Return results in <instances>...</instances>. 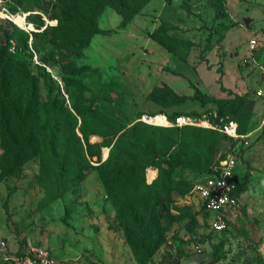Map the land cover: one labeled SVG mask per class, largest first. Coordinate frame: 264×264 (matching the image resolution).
Masks as SVG:
<instances>
[{
  "label": "rangeland",
  "instance_id": "obj_1",
  "mask_svg": "<svg viewBox=\"0 0 264 264\" xmlns=\"http://www.w3.org/2000/svg\"><path fill=\"white\" fill-rule=\"evenodd\" d=\"M15 2L17 6L0 10V46L8 50L12 62L7 63L15 66L21 78L9 82L15 100L28 72L43 108L51 109L52 99L58 96L57 89H50V84L56 86L52 77L61 84L70 71L86 68L82 78L89 88L77 100L97 105L100 97L111 95L108 104L127 110L129 117H121L132 125L141 120L140 113L160 111L147 98L153 89L169 83L176 91L171 83L178 81L182 87L176 92L191 99L170 107L169 113L215 107L213 99L240 95L245 100L234 98L228 116L237 117L238 131L252 134L247 146L217 136L216 148L206 151L209 161L202 165L196 160L198 153L184 140L198 133L196 130L157 125L169 127V131L148 140L150 151H183L188 166L181 163L175 169L176 182L183 183L179 190H166L158 199H151L150 189L142 186L141 192L149 194L147 208L157 203L155 210L163 215L160 221L146 222L149 245L161 241L151 253L134 223L122 219L123 212L143 215L135 205V195L124 190L109 193L106 181L109 183L110 173L104 179L98 169L110 155L117 139L112 136L121 121L114 118L112 126L106 123L96 132L89 130L87 141L83 119L68 100L62 109L68 126L60 135L59 158L54 161L38 154L44 149L38 138L31 139L28 128L11 117L8 127L15 138L0 126V241L7 242L8 252L28 253L45 247L55 264H264V96L257 94L264 83V0H126V6L120 8L104 0H82L81 8L71 12L75 17L71 21L66 16V0ZM43 31L44 36H33ZM156 31L176 49L189 53V62L173 54L172 63L166 66L150 62L149 41ZM70 33L76 41L91 34L90 42H81L75 51L54 47L60 38L68 40ZM26 34L30 47L33 39L42 46L40 52L31 55L21 45L18 50ZM251 39L257 41L256 47ZM44 67L50 76L45 75ZM140 71L143 79L152 78L153 87L137 80ZM197 87L199 100L192 99ZM4 102L1 98L0 110L5 109ZM68 107L73 119L66 112ZM96 142L102 144L91 151L89 143ZM232 154L238 159L237 175L244 183L241 201L227 214L226 230L216 231L213 214L194 187L206 169L219 167ZM60 161L67 164L64 180L59 179ZM75 168L81 170L75 172ZM145 173L146 183H153L156 178H148L147 170ZM4 257L0 252V264H10Z\"/></svg>",
  "mask_w": 264,
  "mask_h": 264
},
{
  "label": "trees",
  "instance_id": "obj_2",
  "mask_svg": "<svg viewBox=\"0 0 264 264\" xmlns=\"http://www.w3.org/2000/svg\"><path fill=\"white\" fill-rule=\"evenodd\" d=\"M111 2L120 7L126 6V0H104V2ZM82 0H66L68 11H67V19L69 21L73 20L75 17L71 14L72 11H76L79 7L81 8L80 4ZM12 7L17 6L15 0H10L6 3ZM15 8V7H13ZM59 29V26L57 28ZM32 33H30L31 35ZM35 35V36H34ZM91 35V34H90ZM89 35V37H90ZM34 37H42L44 36L43 32H35L33 34ZM89 37H84L83 39L76 41V39L72 40V33L69 34V39L64 40L63 38L59 39V43L56 44L58 49L60 48L61 51L68 50V51H75L78 49L79 44L83 42V45L86 42H90ZM152 38L167 48L170 52L178 56L180 59L187 61L189 57V53H182L180 50L176 49L173 45L167 42L166 39L161 38L158 35L157 31L152 34ZM20 45L23 47V50H27L28 52L33 55L34 51L40 52L41 47H39V43L35 42L33 39L32 47L29 45V37L26 34L25 37L19 43V51ZM4 45L0 46V76H1V83H0V99H5L4 107L5 109L0 110V126H4L8 129V133L12 138L16 137V133L14 131L9 130L10 125V118L15 119L16 121L20 122L24 127L28 128L29 136L31 139L36 140L38 138V144L41 147H44L43 151H39L38 154L43 155L47 160H54L56 161L59 158L58 151L60 147V141L62 139L61 133L66 130L68 124L64 119V113L62 109L64 108L66 102L69 100L72 103L73 108L79 113V116L83 119L82 125L83 130L85 131V139L88 141L90 139L87 132H96L99 130L104 124L112 126V121H121L122 126L117 129L114 133L112 138L117 137L116 141L114 142L110 155L107 160H105L101 165L98 166L100 173L103 175V178L106 179V173H110V180L109 183L106 181L107 190L109 193H119L121 190L131 192V195H135L136 203L135 205L141 208V212L143 215L136 214V212H130L126 216V212L122 213V219L126 222H133L134 226L138 228L143 235V244L147 245V249L150 252H154V250L160 245L161 241L156 242L153 247L149 245L147 241L148 233L146 229V222L147 220H151L153 223L156 221H160L163 215L156 212L157 203L153 205L154 208L149 209L147 208V203L145 199L149 196V194L142 193V186L145 185L147 189H150V198L151 199H158L162 194L166 191H174L179 190L181 187L182 182L178 183L175 180V169L181 163H184L188 166V158L183 151L177 152H168L163 151L162 149H156L154 151H150V146L148 145V140L154 137H158L164 133V131H169V127H158L150 126L147 122L142 120L136 121L132 125L127 124L126 120L122 119L121 116L127 119L129 117L127 110H123L116 105H109L108 98L109 95L106 97H100L101 103L94 105L86 99H81L82 101H78L77 97L83 95L87 90L88 85L83 81V74L87 71V69H74L70 71V74L67 76L62 77V83H57L54 77L52 80L54 81V86L50 84V89L53 88L58 90V96L50 103L51 109L44 107L41 104L40 97H39V90L35 81H30V74L27 72L25 75L26 77L22 79L26 81L25 85H21L19 90L16 91L18 100H15L12 97V94L9 93V82L11 78L13 80L21 81L19 78L18 73L15 71L14 65H10L9 63L12 62V58L9 57L8 50H4ZM31 48L33 52H31ZM5 56L7 58L6 62L4 61ZM11 56V55H10ZM68 57V56H66ZM9 62V63H7ZM45 75L50 76V72L44 67ZM28 76V77H27ZM54 78V79H53ZM79 89L77 91L76 89ZM112 92V89H110ZM200 91L198 87L196 88V93L192 96V99H200V95L198 94ZM149 100H152L156 104L162 106V109L158 113L152 114H165L170 120H175L178 115L181 114H189V115H196L202 116L206 113L214 124L222 123V118L224 122L234 120V117L228 116L229 112V104L230 102L236 99L239 101H244V97L240 95H235L233 99H213L216 102L215 107H208L203 110H191L187 112L183 111H174L169 113L167 109L170 107L180 105L185 103L188 99H191L189 96H180L176 91L171 89L168 85L163 88H155L149 93L147 96ZM111 99V98H110ZM85 100V101H84ZM122 104V102H119ZM1 105V103H0ZM46 106L48 103L46 102ZM95 106V107H94ZM9 109V113L6 110ZM121 110V112L119 111ZM68 114L72 117H75L71 109L66 110ZM111 117H110V116ZM142 113H140L139 117ZM144 115V114H143ZM37 124V125H36ZM178 128H192L196 130V134H194L191 138H185L184 140L191 144V150L194 153H198L196 160H199L202 165L206 162L208 163L209 158L206 156V151L211 148H216L218 139L217 136H227L233 139L235 142L238 141L235 138L229 136L228 134L220 131L219 129L204 127V126H175ZM204 132L211 133L209 136H205ZM241 134H247L246 132H240ZM119 133V136L117 134ZM90 134V133H89ZM75 139H77L76 135H73ZM113 139L107 146H111ZM102 143H89V148L92 151V148H96L101 146ZM244 144V143H241ZM66 161H60L62 166L61 173H59V179H65L67 164ZM206 163V164H207ZM149 167H154L159 169V175L155 179V181L151 184L146 183V176L145 172ZM207 168V167H206ZM81 169H74V171H80ZM213 172V169H206L198 178V180L206 175H209ZM105 175V176H104ZM132 185V189H129ZM243 182L239 180V190H243ZM156 190V193H153ZM151 211H153L151 213ZM150 215L147 218L146 216ZM150 213V214H149ZM155 213V214H154ZM124 216V217H123ZM224 229L223 231H225Z\"/></svg>",
  "mask_w": 264,
  "mask_h": 264
},
{
  "label": "built area",
  "instance_id": "obj_3",
  "mask_svg": "<svg viewBox=\"0 0 264 264\" xmlns=\"http://www.w3.org/2000/svg\"><path fill=\"white\" fill-rule=\"evenodd\" d=\"M10 0H0V10L6 9V3ZM179 1V0H172ZM6 16L10 17L8 13ZM19 16V15H18ZM22 16V15H20ZM26 20L27 15L23 16ZM15 21V20H14ZM257 41L251 39L252 47H256ZM264 72V68H262ZM259 96L264 95V83L257 90ZM165 122L157 123L156 117L144 114L141 120L150 124L164 125V126H204L228 134L235 138L245 146L250 145V134H241L237 130V123L234 120L214 124L209 119L208 115L204 113L201 117L196 115L181 114L175 120H170L167 116L163 115ZM238 159L236 155L232 154L222 160L221 165L209 175L200 178L194 187L196 195L202 200L206 208L213 214L212 227L216 231H223L227 227V214L230 209L237 208L240 205L239 178L237 175ZM157 169L149 167L147 169L148 178L152 172ZM155 178V175L154 177ZM0 252L5 256L6 261L10 264H55V258L51 251L45 247H37L28 253H15L8 252V244L5 241H0Z\"/></svg>",
  "mask_w": 264,
  "mask_h": 264
},
{
  "label": "crops",
  "instance_id": "obj_4",
  "mask_svg": "<svg viewBox=\"0 0 264 264\" xmlns=\"http://www.w3.org/2000/svg\"><path fill=\"white\" fill-rule=\"evenodd\" d=\"M251 41V40H250ZM149 43L151 44L152 47H150V50H149V60L150 62H154L156 64V66H161L160 64H163L164 66L168 65L169 63H172V57L171 55L173 54L172 52H170L167 48H165L163 45H161L159 42L153 40V41H149ZM174 56H176L175 54H173ZM178 57V56H177ZM189 59H190V56L187 60V62H189ZM168 67V66H167ZM185 74V73H184ZM136 75V78L137 80H140L141 83H149L151 84L153 81H151L152 78H149V79H146V78H142V75H141V71L140 73H137ZM189 76V75H188ZM143 81V82H142ZM175 81V80H174ZM197 84L200 83V80H197L196 81ZM169 85V83H168ZM178 85V86H177ZM151 86L153 87V83L151 84ZM171 86L176 90L178 91L179 89H181L180 87H182V85L178 82V81H175V83H171ZM151 87V88H152ZM150 88V89H151ZM260 88V86H258L257 90ZM149 89V90H150ZM148 92L145 93V95L147 94ZM264 95L260 96L263 97ZM158 105V104H157ZM158 108L161 109V107L158 105ZM180 110V109H179ZM262 114H261V121L262 123L264 124V109H262ZM183 112H187L188 110H181ZM252 134V133H251ZM251 134L249 136V139L251 137ZM158 171H156V174H157ZM155 174V178H156V175ZM170 264H179L178 262H173V263H170Z\"/></svg>",
  "mask_w": 264,
  "mask_h": 264
},
{
  "label": "bare ground",
  "instance_id": "obj_5",
  "mask_svg": "<svg viewBox=\"0 0 264 264\" xmlns=\"http://www.w3.org/2000/svg\"><path fill=\"white\" fill-rule=\"evenodd\" d=\"M156 121H157V123H163V122H165V118H164V116L162 114H159L156 117ZM154 175H155V172L153 171L151 173V176H154Z\"/></svg>",
  "mask_w": 264,
  "mask_h": 264
}]
</instances>
